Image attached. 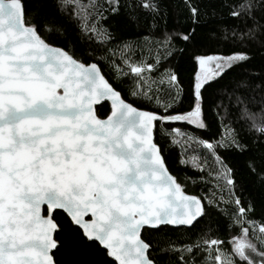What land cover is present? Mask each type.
Masks as SVG:
<instances>
[{
	"label": "snow or ice",
	"instance_id": "obj_1",
	"mask_svg": "<svg viewBox=\"0 0 264 264\" xmlns=\"http://www.w3.org/2000/svg\"><path fill=\"white\" fill-rule=\"evenodd\" d=\"M162 2L140 0L152 13V28L157 27ZM184 2L193 28L165 31L162 39H156L155 63L134 59L139 41H122L109 49L113 56L119 52L122 64L139 78L131 98L147 103L155 99L156 110L147 111L123 98L97 63H84L83 54L70 41L63 47L49 42L67 39L66 27L50 14L49 5L58 15L78 21L81 34L97 38L98 43L113 38L109 29L133 22L139 26L136 17L127 21L119 17L120 0H0V264H64L56 257L61 250L71 257L67 264H158V254L177 255L176 264H196L197 257L191 254L197 249H203L202 264H237V258L239 264H264V223L246 219L254 206L251 202L247 209L241 206L235 170L218 150L244 156L245 167L261 186L264 159L248 155L247 143L231 123L216 141L197 140L180 129L163 127L186 122L205 128L203 89L251 57L244 50L195 57L198 71L190 111H175L183 89L170 69L159 81L168 87L167 102L159 88L155 97L150 94V83L156 81L150 82L145 73L156 70L176 51L175 39L189 42L196 27L213 20L223 24V18L216 20L217 0H207L203 9L199 2ZM221 7L228 9V19L237 22L218 28L225 40L230 35L234 41L264 47V0H233ZM105 11L112 16L105 17ZM108 19L112 21L108 27L100 24ZM143 40L153 42L151 31ZM116 68L118 78L129 74L120 65ZM256 79L261 80L258 86L253 84ZM232 95L237 121L244 122L249 133L264 136V78L236 82ZM103 101L110 103L111 111L102 117L94 106ZM225 118L227 110L221 120ZM157 122L164 135L173 137V145L195 142L212 157L215 178L224 185H217L219 198L214 192L201 197L186 194V186L170 173L154 141ZM181 164L203 171L207 157L204 164L198 157L182 158ZM222 204L236 209L229 227L241 226L240 235L227 241L230 252L223 247L225 241L211 235L213 211L227 214ZM205 217L208 230L194 244L169 240L155 253L153 248L159 245L143 238L146 229L192 227Z\"/></svg>",
	"mask_w": 264,
	"mask_h": 264
},
{
	"label": "trees",
	"instance_id": "obj_2",
	"mask_svg": "<svg viewBox=\"0 0 264 264\" xmlns=\"http://www.w3.org/2000/svg\"><path fill=\"white\" fill-rule=\"evenodd\" d=\"M82 2L87 3L88 0H82ZM100 2L103 3V0H100ZM192 2H199L203 9L207 0H192ZM232 2L233 0H217L218 15L216 20L223 18V24H217L213 20L203 26L196 27L195 36L189 42H183L178 38L175 39L173 43L176 51L166 60H162L156 70L151 73L146 72L145 77L150 78V82L156 81V83H150V94L155 97L157 94L156 89L159 88V94L167 102L166 94L168 87L166 84H160L159 81L165 69L174 71L179 78L180 87L183 89L182 101L174 106L175 111L181 113L187 112L191 110L194 103L193 85L198 68L195 57L201 55L228 56L234 51H246L251 57L247 62L232 67L222 78L216 79L203 89V120L206 124L205 128L200 129L186 122H169L163 127L169 131L171 129H180L181 132L191 135L197 140L216 141L221 138L226 130V126L231 123V127L240 135L242 141L247 143L250 150L248 155L255 156L257 159H264V136L249 133L247 125L244 122L237 121L238 109L233 106L235 95H232L230 98V93H232L236 82L248 80L252 76L264 78V47L250 41H234L230 35L227 40L223 38L224 33L219 31L218 28L225 25L235 26L237 22L228 19V9L221 7V5ZM104 6L105 8L107 7L106 4ZM160 7L161 13L160 18H157V27L152 28V13L140 5V0H120L119 17L125 21L129 17H136L138 18L139 26L133 22L126 23L119 29H109L113 33V38L107 42L98 43L97 38L81 34L78 21L71 20L68 15H58L55 8L49 5L50 14L55 18L57 23L63 24L67 29L66 40L53 38L49 42L55 46L63 47L70 41L75 45L77 52L83 54L84 63L95 62L98 64L104 77L122 93L123 98L133 103L135 107L147 111H155L157 107L155 99H153L152 103H147L142 99L133 100L131 98V93L136 90L139 78L131 74L130 69L122 64L119 52H116L115 56H113L109 52V49H116L122 41H139V46L135 49L134 59L136 61L145 59L147 63H155L156 39H162V34L165 31L175 32L185 29L191 30L193 28L184 0H163ZM103 15L105 17L112 16L109 11H105ZM111 22V19L101 20L100 24L108 27ZM150 31L153 42L145 44L143 38L149 36ZM214 32L215 35H213ZM160 55L163 56L164 53L161 52ZM116 65H120L121 69L129 74L118 78ZM260 83V79L253 81V84L257 86ZM164 88L165 91H162ZM218 105H220L219 109H217ZM96 110L102 117L106 116L110 112L109 102L105 101L99 104L96 106ZM225 110H227V118L222 121L221 117L225 115ZM162 111L163 109H160L161 113ZM217 111H219V116L217 115ZM172 139V136L164 135L161 132V125L157 122L154 128V141L162 149V154L170 173L178 177V182L186 186V193L201 197L211 196L214 192L216 197L219 198L221 193L217 185L219 183L221 188L224 185L222 181L218 182L215 178L216 169L212 157L206 151L201 150L202 146L195 142L173 145ZM218 153L235 170L237 183L236 196L242 201L241 206L247 209L249 202L254 206L255 210L248 213L246 219L256 221L259 224L264 223V186L258 183L257 177L249 174L248 169L245 167V157L235 150L219 149ZM189 157H198L200 164H204L205 157H207V165L204 170L195 169L191 164H181L182 158L190 160ZM228 198V195L225 193L224 199L227 200ZM220 207L227 209V214H219L213 211L214 223L211 225L213 229L211 235L225 241L223 247L228 250L230 245L227 241L232 236L240 235L241 226L234 225L231 228L229 227V224L232 223V214L236 211L233 205L222 204ZM57 215H60V213H57ZM208 227V218L205 217L196 222L192 227L163 225L160 226L158 231L146 229L143 231V238L146 241H152L153 245L158 244L159 247H154L153 252L159 253V249L166 247L169 240L182 244L196 243L197 239L202 237L208 230ZM94 248L95 245L89 251H92ZM191 255L197 257L196 264H202L203 249H197ZM56 257L58 260L63 261L64 264H67V261L71 258L64 253V250L56 253ZM156 259L158 264H176L177 255L158 254ZM237 262L239 264V260Z\"/></svg>",
	"mask_w": 264,
	"mask_h": 264
},
{
	"label": "rangeland",
	"instance_id": "obj_3",
	"mask_svg": "<svg viewBox=\"0 0 264 264\" xmlns=\"http://www.w3.org/2000/svg\"><path fill=\"white\" fill-rule=\"evenodd\" d=\"M145 60V59H144ZM198 65V64H197ZM197 71H198V68H197ZM167 88V87H166ZM162 91H165V88H164V90H162ZM226 131V130H225ZM225 131H224V133H225ZM223 133V134H224ZM220 140V139H219ZM194 157H189V159H193ZM257 224H259V223H257ZM248 225L247 224H245V226L244 227H247ZM249 238H251V236L249 237ZM228 251L230 252L231 251V246L229 247V249H228ZM237 261H238V258H237ZM237 264H238V262H237Z\"/></svg>",
	"mask_w": 264,
	"mask_h": 264
},
{
	"label": "water",
	"instance_id": "obj_4",
	"mask_svg": "<svg viewBox=\"0 0 264 264\" xmlns=\"http://www.w3.org/2000/svg\"><path fill=\"white\" fill-rule=\"evenodd\" d=\"M90 63H93V62H90ZM86 64H88V63H86ZM99 67V66H98ZM103 75V74H102ZM106 79V78H105ZM107 80V79H106ZM103 102H105V101H103ZM103 102H101V103H103ZM110 104V103H109ZM96 106H98V105H96ZM96 106H94L95 107V109H96ZM140 109V108H139ZM141 110H144V109H141ZM110 111H111V106H110ZM187 195H193V194H189V193H186ZM168 226H171V225H168ZM172 227H174V226H172Z\"/></svg>",
	"mask_w": 264,
	"mask_h": 264
}]
</instances>
